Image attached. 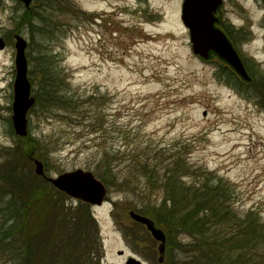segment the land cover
Returning <instances> with one entry per match:
<instances>
[{"label": "rangeland", "instance_id": "obj_1", "mask_svg": "<svg viewBox=\"0 0 264 264\" xmlns=\"http://www.w3.org/2000/svg\"><path fill=\"white\" fill-rule=\"evenodd\" d=\"M221 1L214 27L231 33L250 81L213 54L207 60L193 55L180 22L182 0H72L84 15L62 16L50 37L34 34L21 3L0 0V38L6 44L0 50V152L14 149L38 185L34 161L48 178L75 170L94 174L99 170L95 146L120 149L108 163L115 176L105 184L103 203L83 205L101 240L99 264H124L128 256L159 264L158 242L128 213L164 198L160 185L135 169L134 159L147 157L149 164H159L158 172L172 158L185 159L191 172L182 175L183 183L201 176L204 183L222 182L237 223L255 217L260 239L251 252L244 243L217 241L216 231H205L201 245H224L220 249L230 263L219 264H243L247 256L246 264H264V0ZM15 35L27 43L31 95L39 91L36 62L45 52L57 70L60 91L72 98L64 109L37 105L28 112L27 135L52 144L41 159V146L20 145L13 134ZM93 115L100 125H91ZM240 228L228 226L220 238ZM176 239L189 244L193 238L180 234ZM167 252L160 264L175 263L171 246Z\"/></svg>", "mask_w": 264, "mask_h": 264}, {"label": "trees", "instance_id": "obj_2", "mask_svg": "<svg viewBox=\"0 0 264 264\" xmlns=\"http://www.w3.org/2000/svg\"><path fill=\"white\" fill-rule=\"evenodd\" d=\"M66 14L84 15L75 8L72 0H33L31 7L23 10L22 17L34 30V34L50 37L56 31L54 27L58 21ZM228 36L232 38L231 33ZM50 58L45 52L38 55L36 71L41 79L38 81V94L33 96V107L40 105L44 110L48 107L64 109L72 98L69 99L60 91L62 89L55 80L57 70L50 63ZM28 78V82H31L30 71ZM97 118L96 115L91 118L92 126L101 124ZM18 139L20 145L28 142L36 148L41 146L42 152H39L40 157L37 156L40 159L44 148L50 149L52 145L28 135ZM95 149V164L101 170L93 173L104 184H110L115 174L110 171L108 163L115 155H120V149L108 151L101 144L95 146ZM14 151L3 148V154L0 152V205L3 207L5 204V208L0 209V219L5 222L4 225L0 224V264H99L103 256L102 244L93 219L86 213L88 208L51 189L41 178L37 177L39 183L36 185L32 174L25 172ZM127 154L132 159L133 152ZM134 160L135 169L138 172L141 170L154 183L157 182L165 193L158 205L151 206L147 200L151 207L137 206L136 213L150 218L155 226L163 230L166 237L165 256L170 246L175 251L173 264L230 263L228 257L223 255L224 245H201L205 231H216L217 241L244 243L245 249L254 252L256 242L260 239V224L255 217L247 221L249 215L237 223L227 204L228 198L225 189L222 190V182L204 183L201 176V179L183 183L182 175H188L190 171L185 159L172 158L159 172L154 170L159 164H149L148 157L144 163L141 158ZM192 171L199 172L198 168ZM43 184L54 194L43 192L46 191ZM79 211L86 214L83 216ZM232 225L241 228L236 233L232 232L230 237L221 239L225 237L228 226ZM180 234H187L193 239L189 244H181L176 239ZM247 262L248 256L242 263Z\"/></svg>", "mask_w": 264, "mask_h": 264}, {"label": "water", "instance_id": "obj_3", "mask_svg": "<svg viewBox=\"0 0 264 264\" xmlns=\"http://www.w3.org/2000/svg\"><path fill=\"white\" fill-rule=\"evenodd\" d=\"M28 9L33 0H16ZM221 5V0H183L181 5V21L189 32L191 51L202 59H208L209 54H215L219 59L231 67L243 80H248L244 67L230 42L221 31L214 27L216 19L214 14ZM0 38V50L5 47ZM14 80L12 84L13 101L11 105V124L14 134L23 138L27 135V114L34 105L31 96V85L28 82V66L26 58L27 43L20 36H14ZM35 176L47 181L55 190L69 198L78 200L83 204L101 205L105 196V187L89 172L81 170L64 173L56 178H47L43 166L39 161H34ZM130 218L145 227L153 240L158 242V253L164 252L165 237L161 230L154 227L146 217L134 212H128ZM126 264H140L139 261L129 258Z\"/></svg>", "mask_w": 264, "mask_h": 264}, {"label": "flooded vegetation", "instance_id": "obj_4", "mask_svg": "<svg viewBox=\"0 0 264 264\" xmlns=\"http://www.w3.org/2000/svg\"><path fill=\"white\" fill-rule=\"evenodd\" d=\"M264 17V16H263Z\"/></svg>", "mask_w": 264, "mask_h": 264}]
</instances>
